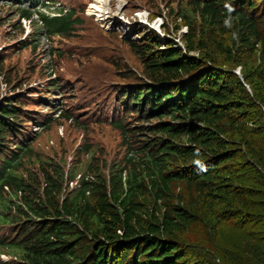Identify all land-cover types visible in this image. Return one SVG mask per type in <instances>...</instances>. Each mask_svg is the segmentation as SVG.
Listing matches in <instances>:
<instances>
[{
  "label": "trees",
  "instance_id": "obj_1",
  "mask_svg": "<svg viewBox=\"0 0 264 264\" xmlns=\"http://www.w3.org/2000/svg\"><path fill=\"white\" fill-rule=\"evenodd\" d=\"M166 7L178 42L128 40L142 69L112 95L121 153L84 141L65 167L33 152L23 125L74 116L40 94L56 114L33 119L20 91L0 92V264H264V0ZM58 9L31 20L69 34L81 18Z\"/></svg>",
  "mask_w": 264,
  "mask_h": 264
},
{
  "label": "rangeland",
  "instance_id": "obj_2",
  "mask_svg": "<svg viewBox=\"0 0 264 264\" xmlns=\"http://www.w3.org/2000/svg\"><path fill=\"white\" fill-rule=\"evenodd\" d=\"M47 1L50 6L31 4V0H0V69L3 74L0 92L20 91L22 106L33 119H45L49 114L55 116L52 106L40 103L41 99L37 98L40 94L55 106L66 107L74 116H55L37 130L31 121L23 125L21 132L25 139L31 137L29 144L33 152L54 158L61 156L65 167L74 157L87 156L79 147L84 141L99 156L117 155L125 146L121 131L111 121L112 116L115 119L120 115L114 108L112 95L117 83L131 80L124 75L126 68L137 73L142 69L141 60L129 47L128 40L138 38L140 33L136 29L142 32L151 29L160 37L165 34L179 39L184 27L173 30V20L166 7L168 2L174 4L179 0H110L112 16L107 22L88 10L94 0ZM56 5L74 7V13L81 19L69 34L48 35L49 51L45 52L39 46L40 28H36L32 20L28 23L21 18L19 8L30 9L35 18V11L52 12L55 11L52 6ZM34 30L38 31L37 38L22 44L20 40L33 37ZM52 77L59 85L47 90L45 87ZM15 81L19 84L12 89ZM5 256L8 253L1 251L0 257Z\"/></svg>",
  "mask_w": 264,
  "mask_h": 264
},
{
  "label": "bare ground",
  "instance_id": "obj_3",
  "mask_svg": "<svg viewBox=\"0 0 264 264\" xmlns=\"http://www.w3.org/2000/svg\"><path fill=\"white\" fill-rule=\"evenodd\" d=\"M109 1L110 0H94L93 4H90L88 10L94 12L98 17L107 22L111 13L109 12ZM92 3V2H91Z\"/></svg>",
  "mask_w": 264,
  "mask_h": 264
},
{
  "label": "built area",
  "instance_id": "obj_4",
  "mask_svg": "<svg viewBox=\"0 0 264 264\" xmlns=\"http://www.w3.org/2000/svg\"><path fill=\"white\" fill-rule=\"evenodd\" d=\"M45 40V38H43V41ZM176 42H178V39H174Z\"/></svg>",
  "mask_w": 264,
  "mask_h": 264
},
{
  "label": "water",
  "instance_id": "obj_5",
  "mask_svg": "<svg viewBox=\"0 0 264 264\" xmlns=\"http://www.w3.org/2000/svg\"><path fill=\"white\" fill-rule=\"evenodd\" d=\"M233 70H234L235 72H237V69H236V68H234ZM237 73H238V72H237Z\"/></svg>",
  "mask_w": 264,
  "mask_h": 264
}]
</instances>
